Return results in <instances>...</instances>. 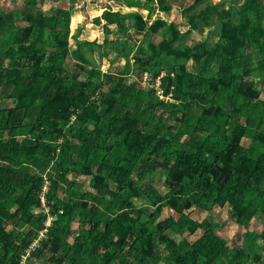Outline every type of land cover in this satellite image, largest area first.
Segmentation results:
<instances>
[{
  "label": "trees",
  "instance_id": "trees-1",
  "mask_svg": "<svg viewBox=\"0 0 264 264\" xmlns=\"http://www.w3.org/2000/svg\"><path fill=\"white\" fill-rule=\"evenodd\" d=\"M112 1L161 17L105 4L99 44L43 0L0 8V264H22L44 229V176L56 219L23 264H264V0H195L184 30L166 19L181 0ZM162 71L176 103L137 82Z\"/></svg>",
  "mask_w": 264,
  "mask_h": 264
},
{
  "label": "rangeland",
  "instance_id": "rangeland-1",
  "mask_svg": "<svg viewBox=\"0 0 264 264\" xmlns=\"http://www.w3.org/2000/svg\"><path fill=\"white\" fill-rule=\"evenodd\" d=\"M89 1V4L92 3V2H95L93 0H88ZM173 1V0H172ZM195 0H181V4L180 5H176V4H173V6L171 7V10L169 13H167L166 15V19L168 21H173L176 23L177 26H180L183 30L185 29V25H186V22H187V19H188V15H185V12H184V9L189 7L191 4L194 3ZM220 1H224V5L226 6L227 4V1H234L233 3H235V0H201L199 1L196 5H195V12L201 8V7H204L206 3H209V5H206V6H215L217 10H219V3ZM26 2H28V0H0V8H3L4 10L6 11H9L11 10V8L13 7V5H18V6H22L24 4H26ZM62 2H66V7H61V4ZM74 2L75 0H43V2L41 3V7L42 9H44V11L46 13H50L49 9L51 7L53 8H59V9H62V10H65L67 7L68 8H74ZM84 2V1H83ZM102 3V2H101ZM87 5V3H86ZM112 5L114 6L113 8L115 9H121V11H126V9L121 6V5H118L116 3H112ZM236 6V3L234 4ZM65 8V9H64ZM82 8V7H81ZM84 8V7H83ZM82 8V9H83ZM212 15V18L215 17V14L214 13H211ZM112 28H109L112 33L115 32V27L114 26H111ZM77 32V31H76ZM203 32L205 33L204 29H203ZM110 39H113L114 36L110 35L109 36ZM199 39V36L197 34H193V36H189V37H186V40H188V43H193V42H196L197 40ZM209 41H213V36H210L209 37ZM73 44V43H72ZM135 53L132 52V55H134ZM70 61V59H69ZM70 63H74L73 61H70ZM107 61H104V63L101 62V65H100V69L101 71H105L106 67H107ZM264 93V91H263ZM262 97L264 98V94L262 95ZM7 106H9L10 104H6ZM7 136V134L5 135ZM243 145L244 146H247V142H243ZM90 180V177H85V178H79L77 177L76 181L79 182V183H82L83 185V190H87L88 189V182ZM163 180V177H160V179H157L156 181H154V186L156 187V189L158 190V192L160 193L161 192V182ZM15 210V209H13ZM191 214H193V218H199L200 221H202L204 219V216L206 215L205 212H201V211H198V210H194L191 212ZM173 216L174 218H177V216L172 212V211H169V210H163V213H162V217L163 219L164 218H167V217H171ZM220 218L223 220V221H226L225 222V228L223 230V233L225 234V236L229 239H232L239 234V229L238 227L233 223L232 220H229V209L227 207L223 208V210L221 211V214H220ZM77 220L76 218L74 219L73 223H72V228H73V231H75L77 229ZM264 226V218H262L257 226L258 229H262V227ZM199 236V233L195 234V236L193 237H189L188 239L190 241H193L194 239L198 238ZM69 242H72V238H69L68 239ZM36 264H47V262L45 260H43V258H40Z\"/></svg>",
  "mask_w": 264,
  "mask_h": 264
},
{
  "label": "crops",
  "instance_id": "crops-1",
  "mask_svg": "<svg viewBox=\"0 0 264 264\" xmlns=\"http://www.w3.org/2000/svg\"><path fill=\"white\" fill-rule=\"evenodd\" d=\"M112 3H116L118 5L123 6L126 9V11H121V9H119L120 7L118 9L113 8L114 6L112 5ZM105 4L112 11L117 10L120 13H128L133 11L139 12L148 24H150L151 21L154 20L155 18L161 17L160 13L157 11L156 8H154L152 12L148 15L147 11L145 10H141L137 8H127L124 5L112 0H96L94 4L93 3L89 4L88 0H75L74 8L71 9L68 7L66 9L64 8L66 11L70 12V34L71 35L76 34V31L78 32V30H80L78 36L79 40L96 41L99 44L102 43L104 39L103 26L105 25V22L101 19V14L104 10H106ZM66 5H67L66 2L64 3L62 2L61 7L62 8L66 7ZM81 7L84 8L82 9ZM94 21H97V24H95ZM111 26L112 25H109L108 27L112 28ZM140 40H141L140 34L135 33L134 31L128 33V41L129 43L134 45V48H136V46L140 44ZM159 40L160 38L157 35L153 36L151 39L153 43H157ZM135 52L136 50L134 51V53ZM132 56L133 55L131 54L130 57ZM104 61H106V59H103L102 63H104ZM119 64L120 66H123L124 62L121 61ZM107 65L109 66L108 62ZM108 66L106 67L105 71L107 70Z\"/></svg>",
  "mask_w": 264,
  "mask_h": 264
},
{
  "label": "built area",
  "instance_id": "built-area-1",
  "mask_svg": "<svg viewBox=\"0 0 264 264\" xmlns=\"http://www.w3.org/2000/svg\"><path fill=\"white\" fill-rule=\"evenodd\" d=\"M165 76H166V72L162 71L158 77H156L154 80H152L151 78H149L147 73H143V75L140 79L137 78V82L140 84V86H143L146 89L153 90L155 93V96L158 98V100L162 101L163 103H165V104L166 103L167 104L176 103L171 92H168L167 94L164 93V89L162 88V78ZM171 90H172V88H171ZM48 187H49V183L44 176L43 185L40 188V193L38 196L39 201H40V206H39L38 210L42 211L46 215V219L44 222V229L42 231H40L37 239L34 240V242L31 244V246L26 251V254L21 261L22 264H23L25 258L28 256L29 252L31 250H34L35 248H37L40 240L45 238L48 227L51 225L52 221H54L56 219V217L54 215H51L50 207L46 203L45 196L47 194Z\"/></svg>",
  "mask_w": 264,
  "mask_h": 264
},
{
  "label": "water",
  "instance_id": "water-1",
  "mask_svg": "<svg viewBox=\"0 0 264 264\" xmlns=\"http://www.w3.org/2000/svg\"><path fill=\"white\" fill-rule=\"evenodd\" d=\"M140 60V59H139Z\"/></svg>",
  "mask_w": 264,
  "mask_h": 264
}]
</instances>
